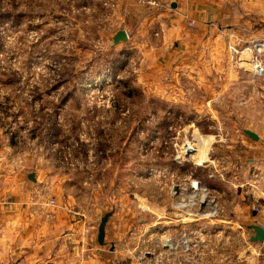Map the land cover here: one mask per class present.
Segmentation results:
<instances>
[{
    "label": "rangeland",
    "instance_id": "rangeland-1",
    "mask_svg": "<svg viewBox=\"0 0 264 264\" xmlns=\"http://www.w3.org/2000/svg\"><path fill=\"white\" fill-rule=\"evenodd\" d=\"M101 1L0 0V147L11 167L60 177L66 193L86 194L88 206L98 193V221L114 209L120 222L136 226L124 254L141 264L139 256L150 257L163 232L174 240L191 227L189 211L175 209L172 185L190 177L206 182L201 166L212 142L243 125L232 118L236 106L207 101V77L222 73H199L192 90L191 61L204 71L213 58L204 54L184 68L177 61L179 68L161 70L158 37L144 47L114 44L117 26ZM252 47L244 45V64L254 63ZM229 49L234 59L238 46ZM200 140L209 144L197 165L184 147ZM166 193L174 211L165 222L158 211ZM177 221L182 228L170 229ZM204 234L193 259L202 254Z\"/></svg>",
    "mask_w": 264,
    "mask_h": 264
},
{
    "label": "crops",
    "instance_id": "crops-1",
    "mask_svg": "<svg viewBox=\"0 0 264 264\" xmlns=\"http://www.w3.org/2000/svg\"><path fill=\"white\" fill-rule=\"evenodd\" d=\"M160 1L151 6L143 0H102L100 5L111 8L108 17L117 26L111 39L125 30L128 42H141L144 47L157 36L164 65L159 67L164 71L179 68L177 61L184 68L190 58L197 62L204 54L213 58L204 71L191 61V78L196 79L192 90L200 85L199 73H222L212 80L207 77L212 89L207 101L236 106L232 118L243 125L242 132L226 134V141L212 142L201 166L204 182L217 194L219 214L206 223L192 219L190 226L202 229L207 241L201 256L181 264H264V240H253V226L264 228V79H256L252 63L243 62L248 51L244 45L264 41V0ZM231 45L238 46L234 59ZM220 57H226L223 63ZM30 173L11 167L0 147V264H138L124 254L134 245L129 235L137 228L120 222L114 209L104 244L99 243L98 193L88 206L86 194L66 193L60 177L34 172L33 181ZM51 198L55 204L49 203ZM159 198L164 206L158 214L165 220L174 207L167 193ZM179 222L169 228L180 230Z\"/></svg>",
    "mask_w": 264,
    "mask_h": 264
},
{
    "label": "built area",
    "instance_id": "built-area-1",
    "mask_svg": "<svg viewBox=\"0 0 264 264\" xmlns=\"http://www.w3.org/2000/svg\"><path fill=\"white\" fill-rule=\"evenodd\" d=\"M191 25H193L192 22ZM252 44L256 79H264V42L254 41ZM171 191L175 198L174 206L178 212L185 209L195 220L217 218L219 214L217 194L201 179L190 177V180L184 184L174 183ZM49 203L55 204L56 201L51 198ZM182 230L184 232L175 236L174 240L163 232L162 240L155 246L156 251L150 253V257L139 256L141 264H181L184 260L189 261L194 255H199L197 252L203 243L197 238L199 234H202L201 229L190 227V229Z\"/></svg>",
    "mask_w": 264,
    "mask_h": 264
},
{
    "label": "water",
    "instance_id": "water-1",
    "mask_svg": "<svg viewBox=\"0 0 264 264\" xmlns=\"http://www.w3.org/2000/svg\"><path fill=\"white\" fill-rule=\"evenodd\" d=\"M127 40H128V34L125 30H119L113 38L114 44H117L120 41H127ZM245 132L248 135H250L251 137L256 138V135L252 131L246 129ZM189 151L191 152V151H193V149H189ZM29 178L33 181L36 180L34 173H30ZM109 217H110V213L106 214L105 216H103L101 218L99 228H98V241L100 244H104L105 227H106V224H107ZM253 228L256 231V235L254 236L253 240L263 241L264 240V228H262L260 226H253Z\"/></svg>",
    "mask_w": 264,
    "mask_h": 264
},
{
    "label": "bare ground",
    "instance_id": "bare-ground-1",
    "mask_svg": "<svg viewBox=\"0 0 264 264\" xmlns=\"http://www.w3.org/2000/svg\"><path fill=\"white\" fill-rule=\"evenodd\" d=\"M208 142H206L205 140L203 141V140H200L199 142H198V144H197V147H195V145H193V143H188L185 147H184V149H185V152H186V154H191V153H193V155L192 156H194V158H195V160H196V162H197V164L198 165H201L203 162H200L199 161V158H201V157H203V155L205 154V151H206V149H205V147H207L208 146ZM189 149H193V151H189ZM198 159V160H197ZM154 171V170H153ZM156 174V173H155ZM166 229V228H165ZM199 230V229H198ZM202 230V229H201ZM206 230H208V229H206ZM167 231V230H166ZM204 231V230H203ZM162 232V231H161Z\"/></svg>",
    "mask_w": 264,
    "mask_h": 264
}]
</instances>
